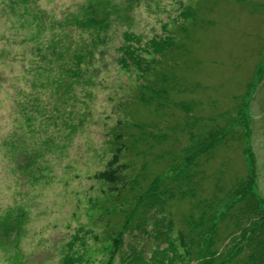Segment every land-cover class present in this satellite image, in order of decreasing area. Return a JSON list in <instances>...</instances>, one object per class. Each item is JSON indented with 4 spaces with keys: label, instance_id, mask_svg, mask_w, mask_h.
Listing matches in <instances>:
<instances>
[{
    "label": "rangeland",
    "instance_id": "rangeland-1",
    "mask_svg": "<svg viewBox=\"0 0 264 264\" xmlns=\"http://www.w3.org/2000/svg\"><path fill=\"white\" fill-rule=\"evenodd\" d=\"M87 1L0 0V215L22 208L29 217L19 248L0 242V264H60L65 243L79 227L102 231L90 207L101 186L93 175L104 168L105 133L138 80L137 72L113 63L123 31L144 41L173 36L186 45L173 53L180 61L175 71L182 87L195 90L176 98L194 101L191 115L207 119L237 116L234 109L264 62V0H108L117 10L112 9L107 61L91 80L74 84L69 59L56 52L62 39H52L63 35L59 21L78 15ZM187 7L197 24L181 16ZM71 29L69 39L76 36ZM251 94L253 99L245 98L250 133L221 146L205 164L203 196L218 179L229 187L245 176L244 147L251 146L256 191L264 199V80ZM125 109L141 120L153 117L137 103ZM218 123L225 119L210 122ZM236 129L237 138L247 131L243 125ZM189 205L173 204L177 222ZM87 241L91 264H105L101 241Z\"/></svg>",
    "mask_w": 264,
    "mask_h": 264
},
{
    "label": "trees",
    "instance_id": "trees-1",
    "mask_svg": "<svg viewBox=\"0 0 264 264\" xmlns=\"http://www.w3.org/2000/svg\"><path fill=\"white\" fill-rule=\"evenodd\" d=\"M110 5L108 0H88L78 15L59 21L63 35L56 34L52 42L62 39L56 52L69 59L66 68L74 84L91 80L98 64L107 61L111 15L117 10ZM194 13L187 7L181 16L197 24ZM71 28L76 36L69 39ZM185 48L173 36L144 41L123 31L113 63L137 72L138 80L105 133L104 168L93 175L101 186L90 207L102 231L79 227L65 243L60 264H91L89 239L101 241L105 264H264V199L256 191L259 175L251 146L244 147L245 176L229 187L218 179L211 194L202 195L205 164L221 146L250 133V100L245 98L253 99V88L264 80V62L240 97L237 116L207 119L191 115L194 101L176 98L195 90L182 87L175 71L180 61L173 53ZM129 103L148 109L153 117L136 118L125 109ZM221 118L225 123L210 124ZM242 125L247 131L237 138L234 133ZM158 164L163 168L153 171ZM186 202L188 212L177 222L173 204ZM16 209L0 215V242L19 248L29 217L26 210Z\"/></svg>",
    "mask_w": 264,
    "mask_h": 264
}]
</instances>
